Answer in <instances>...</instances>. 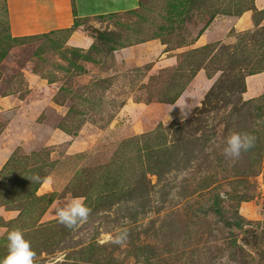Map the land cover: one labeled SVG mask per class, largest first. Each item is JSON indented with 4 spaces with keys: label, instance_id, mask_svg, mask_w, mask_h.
Wrapping results in <instances>:
<instances>
[{
    "label": "rangeland",
    "instance_id": "rangeland-1",
    "mask_svg": "<svg viewBox=\"0 0 264 264\" xmlns=\"http://www.w3.org/2000/svg\"><path fill=\"white\" fill-rule=\"evenodd\" d=\"M140 1L100 31L85 19L12 35L0 0V259L19 228L34 264H264V216L239 212L264 197V9ZM149 39L172 62L120 50ZM178 99L184 117L118 136L126 104ZM233 131L255 137L235 160L223 155ZM74 197L92 209L86 223L45 218L53 201ZM119 229L123 246L112 243Z\"/></svg>",
    "mask_w": 264,
    "mask_h": 264
},
{
    "label": "crops",
    "instance_id": "crops-1",
    "mask_svg": "<svg viewBox=\"0 0 264 264\" xmlns=\"http://www.w3.org/2000/svg\"><path fill=\"white\" fill-rule=\"evenodd\" d=\"M140 0H6L7 16L12 35H27L47 32L53 29L68 28L73 25L74 19H83L88 17L90 24L96 28L100 25L102 19H108L106 16L124 13L138 7ZM258 9H264V0H255ZM105 18H100L104 16ZM207 35H210L208 33ZM73 43L82 44L85 40L81 37L72 36ZM121 51H130V54L141 61L142 59L156 60L158 57L161 62H172L171 51L164 50L163 44L156 39L145 40L135 46L121 48ZM175 52V51H173ZM129 54L124 55L123 58ZM158 61V60H157ZM115 62V61H113ZM117 63V58H116ZM106 73V72H102ZM258 89V88H257ZM197 98V95H195ZM182 99H178L173 104L150 103L147 105H133L132 102L126 104L122 112L129 117L127 122L115 129L118 136H126L141 132L146 128L147 120L165 116L184 117L190 112V108L181 104ZM126 110V111H125ZM46 133V131H44ZM48 137L53 138L52 132H47ZM86 137V136H85ZM85 137L76 139L73 142L75 148H82L87 145ZM262 184L264 185V169L262 172ZM264 194V193H262ZM261 203L255 207L250 204H243L239 207V212L247 219H257L264 216V197ZM69 200L62 198L53 201L47 209L45 218L55 216L54 207L61 205Z\"/></svg>",
    "mask_w": 264,
    "mask_h": 264
},
{
    "label": "clouds",
    "instance_id": "clouds-1",
    "mask_svg": "<svg viewBox=\"0 0 264 264\" xmlns=\"http://www.w3.org/2000/svg\"><path fill=\"white\" fill-rule=\"evenodd\" d=\"M255 145V137L247 132H231L226 139L223 155L226 159H238L242 152H247ZM32 182H39L38 175L28 177ZM92 209L87 205L85 198L74 197L61 205L54 207L58 222L70 230H75L86 223ZM128 237L126 229H119L117 235L112 238V243L123 246ZM7 255L0 259V264H34L36 256L30 241L24 238V233L19 228L7 233Z\"/></svg>",
    "mask_w": 264,
    "mask_h": 264
},
{
    "label": "trees",
    "instance_id": "trees-1",
    "mask_svg": "<svg viewBox=\"0 0 264 264\" xmlns=\"http://www.w3.org/2000/svg\"><path fill=\"white\" fill-rule=\"evenodd\" d=\"M140 2L141 1H139V4H140ZM132 10H135V9H132ZM130 11V10H129ZM126 12H128V11H126ZM116 15H118V14H116ZM111 16H115V15H109V16H106V18H108V17H111ZM6 17L8 18V16H7V7H6ZM100 18H105V15L104 16H100ZM85 19H87L88 20V17H85V18H83V19H74V22H73V25L71 26V27H74L75 26V24H77V22L78 21H81V20H85ZM70 27V28H71ZM92 28H95V29H97L96 27H92ZM67 29H69V28H67ZM98 31H100L99 29H97Z\"/></svg>",
    "mask_w": 264,
    "mask_h": 264
}]
</instances>
